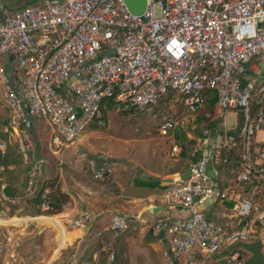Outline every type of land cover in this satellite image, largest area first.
I'll use <instances>...</instances> for the list:
<instances>
[{
	"label": "built area",
	"instance_id": "built-area-1",
	"mask_svg": "<svg viewBox=\"0 0 264 264\" xmlns=\"http://www.w3.org/2000/svg\"><path fill=\"white\" fill-rule=\"evenodd\" d=\"M262 56L264 0H145L140 14L123 0L0 2V130L27 167L29 191L44 164L31 152L32 119L49 127L55 154L104 124L107 100L117 110L146 108L175 158L174 131L213 97L214 124L195 139L186 176L176 172L158 194L163 264H245L250 253L237 244L255 241L264 264V76L253 60ZM87 163L92 181L111 175L106 163ZM4 186L0 198L13 203ZM134 219L113 213L107 226L122 231ZM91 222L83 214L71 224Z\"/></svg>",
	"mask_w": 264,
	"mask_h": 264
},
{
	"label": "rangeland",
	"instance_id": "rangeland-1",
	"mask_svg": "<svg viewBox=\"0 0 264 264\" xmlns=\"http://www.w3.org/2000/svg\"><path fill=\"white\" fill-rule=\"evenodd\" d=\"M253 60L255 66L263 67L264 76V56ZM211 112L206 107L198 114L208 113L207 121H210L214 115ZM102 113L105 114L102 126L88 127L72 145L55 154L48 146L49 127L42 119H32L28 129L32 155L44 159V177L55 175L56 186L67 194L68 200L61 213L30 216V203L23 199L10 203L0 198V232L4 233L0 234V264H101L110 251L114 254L112 264H163V247L150 238L148 220L142 223L134 219L126 229L112 231L107 219L110 214L122 213L117 211L115 203L122 202L119 194L130 181L139 178L137 173L172 178L183 168L186 159L180 154L175 158L167 154L169 135L156 132L146 108L129 112L104 108ZM0 115L1 119L5 117ZM225 119L233 124L232 113H227ZM203 123V118H199L195 126H186V133L195 136ZM11 141L6 135L4 142ZM90 160L95 164L104 162L111 168L110 183L114 190L91 181L87 163ZM5 175L3 170L0 178ZM75 205L76 208L86 205L90 213L100 211L101 220L92 221L81 239L71 242L78 232L66 230L70 225L65 221L69 220L62 212ZM210 209H215V205ZM23 213L27 217L19 216ZM95 213L90 214L92 218ZM81 215L74 210L69 218L72 221ZM208 216L213 218L206 211L205 217Z\"/></svg>",
	"mask_w": 264,
	"mask_h": 264
},
{
	"label": "trees",
	"instance_id": "trees-1",
	"mask_svg": "<svg viewBox=\"0 0 264 264\" xmlns=\"http://www.w3.org/2000/svg\"><path fill=\"white\" fill-rule=\"evenodd\" d=\"M213 100H214L213 97H210L206 103L207 104L206 107H208L210 112L211 111L213 112V109L211 107ZM109 108H111V102L110 100H107L105 103V109H109ZM130 110H133V109L129 108L127 110H118V111L129 112ZM103 112L105 113V110ZM104 113L103 115H105ZM0 114L4 116V111L1 107H0ZM208 116H205L204 114L202 116L196 113L193 118V121H191V123L187 125V126L189 125L192 126L193 124V126H195L199 118H203L204 123L201 126V129L199 130V132L196 133L195 136L186 135V129L188 127H185L182 129H176L174 131L176 142L180 148L179 154L180 156L186 159L184 166L180 170V172H183L186 169L188 162L190 160V152L195 143V139L201 135L202 129L207 128L214 124V120L207 121ZM5 123H6L5 118H2V119L0 118V126ZM0 140L6 141V134L3 133L1 130H0ZM22 165L23 163L17 151L15 143H13V141H11L10 143H6L3 152L2 153L0 152V166H3V170L6 173L4 178H0V182L3 181L5 183V186L1 190L3 195L6 196L7 198L14 199L16 201L23 199L24 201L30 203L32 206L31 207L32 212L29 213V215L51 216V215H55L56 213L58 214L59 212L61 213L63 206L68 200V197L66 193L60 191L59 188L56 186L55 175L53 177L52 176L44 177L45 172H43V166H44L43 164L41 174L35 177L33 180H31L32 183H31L30 191H27L26 189L27 181H28L27 167L23 165V168H21ZM3 170H0V173ZM110 177L111 175L106 176L101 180H96L95 182L99 186H102L105 183H108L111 185ZM137 179L136 181H139V182L142 181L140 178L139 180ZM157 185H158L157 182L152 181V179L148 178V179H144V181L142 182V185L138 184V182L132 183V185H127L126 187H124L122 192H125L127 194L132 193L134 195L144 196L146 193V190L144 191V189H142L143 186L147 188H152ZM114 189L115 188L113 187L112 190ZM41 202H44L47 206L46 209L42 211L39 209ZM11 214H13V212L10 213V215Z\"/></svg>",
	"mask_w": 264,
	"mask_h": 264
},
{
	"label": "crops",
	"instance_id": "crops-1",
	"mask_svg": "<svg viewBox=\"0 0 264 264\" xmlns=\"http://www.w3.org/2000/svg\"><path fill=\"white\" fill-rule=\"evenodd\" d=\"M30 1H33V0H0L1 3H3L4 5H6L10 8H18V7L28 3ZM137 175L139 176V178L142 181L141 182L136 181V180H134V181L138 182V184H140V185H142V182L144 181V179H148V178L151 179L153 176H157L154 174L153 175H147L144 172L137 173ZM139 178L137 180H139ZM134 181H130L127 185H132V183H136ZM161 184L162 183H158L157 186H154L152 188H147L145 186H143V188L141 187L142 189H144V191L146 190V193L144 196H142V195L138 196V195H134L132 193L127 194L125 192H122L123 191L122 187H120L122 191H121V194H119L120 195L119 198H121L120 201H122V202L118 201L117 203H115L117 211L122 212L121 214L130 215V216L134 217L135 220H137L138 222L141 221L142 223H145L148 220L149 221L148 234H149L151 239H153V240L156 239V241L158 243H160V246L163 245L161 242V239L157 236V233L160 229H156L154 227V223L156 221H159L164 215L162 205L159 204V199H158V194L162 188ZM100 187H102V186H100ZM153 207L156 208V211H153V209H152ZM74 210L78 211V213L80 215L85 214L88 216H91L90 214H94L96 212L95 215H93L94 217L92 218V221H94L95 223L100 222L101 217L99 215H101V213H100V211H98V213H97V211H94V213H90V211L88 210L86 205H84L83 208H76V205H75V207H70L69 209L65 210V212H62L65 215L67 214L68 217H66V218L69 220V221H65V222H68V224L70 225V228H68V229L66 228V230H68V231L69 230L70 231L77 230V232H78V236L75 237L73 239V241H71V242H78V240L81 239V235L83 234V232L84 233L87 232L89 225L85 226V228L73 226L71 224V220L69 218V215L72 214V212ZM20 216L21 217H24V216L27 217V214H23ZM33 216H38V215H33ZM62 221H63V219H62ZM65 222H62L63 226L65 225ZM1 233H2V235H4V233L2 231L0 232V234ZM71 242H69V243H71ZM93 258H95V257H93ZM92 264H94V263H92Z\"/></svg>",
	"mask_w": 264,
	"mask_h": 264
},
{
	"label": "water",
	"instance_id": "water-1",
	"mask_svg": "<svg viewBox=\"0 0 264 264\" xmlns=\"http://www.w3.org/2000/svg\"><path fill=\"white\" fill-rule=\"evenodd\" d=\"M126 4L128 10L133 14H140L145 5V0H123ZM111 51L105 52L102 55L108 54ZM5 71L7 74H9V68L5 67ZM207 169L209 171V167L207 166ZM188 172V167L183 171L181 174V178L183 179ZM153 181L158 183H164L170 181V178L165 177H159V176H153L151 178ZM153 211H156V208H152ZM157 236L161 239V242L163 245H165V239L163 238V230L160 229L157 233ZM238 247L243 248L244 250L248 251L250 253V256L246 259L245 264H262L259 247L260 243L258 241L252 242V243H238Z\"/></svg>",
	"mask_w": 264,
	"mask_h": 264
}]
</instances>
